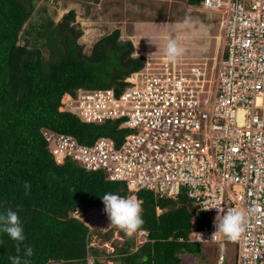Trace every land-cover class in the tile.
Wrapping results in <instances>:
<instances>
[{
  "label": "built area",
  "instance_id": "2783aa9c",
  "mask_svg": "<svg viewBox=\"0 0 264 264\" xmlns=\"http://www.w3.org/2000/svg\"><path fill=\"white\" fill-rule=\"evenodd\" d=\"M200 8L223 13L211 80L200 66L156 58L119 95L115 87L78 89L61 99L59 109L82 123L120 121L129 133L119 145L106 137L85 145L47 128L41 135L57 165L102 172L126 186V197L184 195L209 220L197 228L193 217L187 241L212 245L217 264H226L230 244L233 264H264V0H202ZM219 205L247 213L238 240L210 239Z\"/></svg>",
  "mask_w": 264,
  "mask_h": 264
},
{
  "label": "trees",
  "instance_id": "16d2710c",
  "mask_svg": "<svg viewBox=\"0 0 264 264\" xmlns=\"http://www.w3.org/2000/svg\"><path fill=\"white\" fill-rule=\"evenodd\" d=\"M36 1L0 0V211H17L25 229L24 243L33 249L31 264H86L88 256L95 264H105L98 256L107 238L91 246L92 232L74 213L83 216L99 208L103 205L100 197L107 192L123 197L129 192L102 172H87L69 160L57 165L41 129L71 135L85 145L101 137L119 145L129 133L119 129L120 121L82 123L59 111L61 99L78 89L115 87L119 95L127 86L124 80L141 70L146 58L132 57L133 45L119 41V30L102 37L89 55L84 54L77 43L82 32L73 25V10L57 25L52 20L41 24L34 29L32 41L19 45L20 32ZM201 2L187 0L191 6ZM25 182L31 185L28 194ZM137 198L142 200L148 235L139 244L138 233L124 234V242L109 256L110 261L181 264L184 255L199 254L200 246L189 243L187 237L193 217L197 228L209 223L204 212L197 211L183 195L172 200L140 191ZM15 255L14 242L0 234V264H10L9 257Z\"/></svg>",
  "mask_w": 264,
  "mask_h": 264
},
{
  "label": "rangeland",
  "instance_id": "374dc122",
  "mask_svg": "<svg viewBox=\"0 0 264 264\" xmlns=\"http://www.w3.org/2000/svg\"><path fill=\"white\" fill-rule=\"evenodd\" d=\"M190 6L187 0H37L30 19L22 27L18 44L32 41L36 37L35 30L41 24L52 20L57 25L63 16L73 10L76 15L73 25L82 32L77 43L84 54L89 55L93 45L102 37L119 30V41L133 45L132 57L147 58L143 65L145 67L156 58L165 57L163 48L167 39L171 38L185 49L183 56L176 61L177 66H200L211 80L213 65L219 54L223 13H207L201 10L200 5ZM185 18L193 22L191 28L180 27ZM43 57L45 60L49 57L45 48ZM74 216L92 232L91 246L107 238L103 244L104 252L98 259L102 263L111 264L109 256L124 242L123 235L129 234L110 226L104 205L86 215L74 213ZM135 238L137 242L144 241L140 234ZM200 248L198 255H184L181 264H217L212 248ZM226 264H229L228 260Z\"/></svg>",
  "mask_w": 264,
  "mask_h": 264
},
{
  "label": "clouds",
  "instance_id": "9594fccd",
  "mask_svg": "<svg viewBox=\"0 0 264 264\" xmlns=\"http://www.w3.org/2000/svg\"><path fill=\"white\" fill-rule=\"evenodd\" d=\"M192 26L193 22L190 18H185L180 24L182 28H191ZM156 27L160 26L156 25ZM184 51L185 49L175 39L168 38L163 48V55L169 62H175L183 56ZM23 187L25 194H28L31 185L25 182ZM100 199L110 226H115L129 235L137 233L148 235L147 230L143 227L145 221L142 216V200L136 196L123 197L111 192L105 193ZM213 208L216 209L217 214L214 219L215 232L210 239L238 240L246 229L247 213L243 209L226 210L221 205ZM0 234L7 235L15 244L17 255L9 257L10 264H31L33 249L24 243L26 240L25 229L17 211L11 209L0 211ZM199 238L204 240L201 236Z\"/></svg>",
  "mask_w": 264,
  "mask_h": 264
},
{
  "label": "crops",
  "instance_id": "0c3cea01",
  "mask_svg": "<svg viewBox=\"0 0 264 264\" xmlns=\"http://www.w3.org/2000/svg\"><path fill=\"white\" fill-rule=\"evenodd\" d=\"M191 7V6H190ZM147 59V58H146ZM206 248H212V250L214 251V247L212 245L206 246ZM234 253H235V245L234 244H230L229 245V254H228V263L231 264L233 262L234 259ZM114 255L110 256L113 257ZM110 263L112 264L113 262L110 261ZM114 264V263H113Z\"/></svg>",
  "mask_w": 264,
  "mask_h": 264
},
{
  "label": "bare ground",
  "instance_id": "6f19581e",
  "mask_svg": "<svg viewBox=\"0 0 264 264\" xmlns=\"http://www.w3.org/2000/svg\"><path fill=\"white\" fill-rule=\"evenodd\" d=\"M139 49V48H138ZM143 191H145V190H143ZM184 196V195H183ZM199 213V212H198ZM207 222V221H206ZM200 228V227H199ZM188 238V237H187ZM210 250V249H209ZM205 251V250H204ZM214 253V252H213ZM212 256V255H211ZM215 258V257H214Z\"/></svg>",
  "mask_w": 264,
  "mask_h": 264
}]
</instances>
